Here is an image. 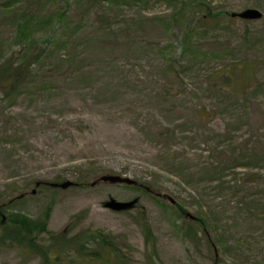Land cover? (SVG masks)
Listing matches in <instances>:
<instances>
[{
  "label": "rangeland",
  "instance_id": "rangeland-1",
  "mask_svg": "<svg viewBox=\"0 0 264 264\" xmlns=\"http://www.w3.org/2000/svg\"><path fill=\"white\" fill-rule=\"evenodd\" d=\"M29 48L0 91V221L51 204L44 248L89 230L128 264H264V0H0V64ZM4 239L0 264L43 263Z\"/></svg>",
  "mask_w": 264,
  "mask_h": 264
},
{
  "label": "trees",
  "instance_id": "trees-1",
  "mask_svg": "<svg viewBox=\"0 0 264 264\" xmlns=\"http://www.w3.org/2000/svg\"><path fill=\"white\" fill-rule=\"evenodd\" d=\"M29 25H31V23ZM26 33L27 30L22 27L20 36L23 41H28L30 37L28 36L29 34L27 35ZM32 50L34 49L29 48L27 52L30 54V51ZM24 55L25 54H22V56ZM30 55H35L34 61L27 60L29 57L25 56L23 59H21V57L16 60L8 58V60L0 64L1 92H4L7 96L13 95L14 91L25 82L26 77L31 75L32 65L35 62H38L41 57H39L38 54ZM146 189L148 191L150 190L149 187ZM178 207L182 208L180 206ZM51 211L52 205L50 204L45 209V212L42 213L40 218H38L39 220L29 219L20 213H10L8 218L0 221V227L4 228V240L11 242L12 244H16V246L19 247L25 248L28 246L30 249L33 248V250L37 251V253L43 258L42 264H59L65 262L69 264H76L78 262H76L74 258H68L66 260V258L61 254H69V252L71 254V251L77 253L79 258L88 263L128 264L124 252L117 244V240L101 231L88 234L89 230H86L84 232L85 234L83 233L80 238H66L64 236L63 238L50 243V245L46 248H44L43 245H39L37 242L41 235L48 233V221ZM143 227L148 237H151L153 233L146 221L145 224L143 222Z\"/></svg>",
  "mask_w": 264,
  "mask_h": 264
},
{
  "label": "water",
  "instance_id": "water-1",
  "mask_svg": "<svg viewBox=\"0 0 264 264\" xmlns=\"http://www.w3.org/2000/svg\"><path fill=\"white\" fill-rule=\"evenodd\" d=\"M233 15L234 16L238 15L239 17H241L243 19L257 20V19H260L262 17V12L258 9H255V8H248V9L242 11L241 13H238V14L235 13ZM100 181L110 182L113 184H123V183L129 184V185H137L138 184L137 181H135L133 179H130L128 177H123L120 175H113V174L103 175L100 178ZM96 183L97 182L95 181L92 183V185H95ZM73 185H74V182H72V181H65V182L60 183V184H56V183L53 184V186H55V187L59 186L62 189H67ZM34 193H35V191H34ZM170 201L172 203L176 202L174 199H171V198H170ZM135 203H136V200L131 201V202H119L116 200H111L106 204V206L109 208H112L114 210H117V211H123V210L131 209Z\"/></svg>",
  "mask_w": 264,
  "mask_h": 264
}]
</instances>
